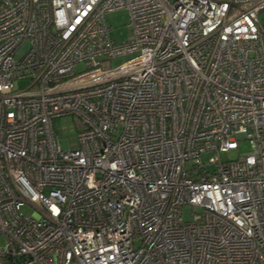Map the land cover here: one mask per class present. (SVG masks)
<instances>
[{
    "label": "built area",
    "instance_id": "built-area-1",
    "mask_svg": "<svg viewBox=\"0 0 264 264\" xmlns=\"http://www.w3.org/2000/svg\"><path fill=\"white\" fill-rule=\"evenodd\" d=\"M119 9L122 44L105 19ZM261 11L0 0V264H264Z\"/></svg>",
    "mask_w": 264,
    "mask_h": 264
},
{
    "label": "rangeland",
    "instance_id": "rangeland-1",
    "mask_svg": "<svg viewBox=\"0 0 264 264\" xmlns=\"http://www.w3.org/2000/svg\"><path fill=\"white\" fill-rule=\"evenodd\" d=\"M107 25L111 28L110 37L116 44L124 43L131 34V29L128 26L129 18L128 12L125 9H119L116 11L109 12L105 15ZM259 19L264 23V11L259 14ZM129 56H119L111 60L110 66L114 67L124 62ZM27 83L23 80L17 81L15 87H23ZM52 129L56 136V139L60 143L64 150L74 149L78 146V128L76 125V118L73 116H63L53 119ZM249 151V144L246 140L239 142L238 150H230L224 153L221 158L223 160L235 159L238 154L246 153ZM182 218L189 220L191 213L188 208H184L182 212ZM1 243V240H0Z\"/></svg>",
    "mask_w": 264,
    "mask_h": 264
},
{
    "label": "water",
    "instance_id": "water-1",
    "mask_svg": "<svg viewBox=\"0 0 264 264\" xmlns=\"http://www.w3.org/2000/svg\"><path fill=\"white\" fill-rule=\"evenodd\" d=\"M4 264H8V263H4Z\"/></svg>",
    "mask_w": 264,
    "mask_h": 264
}]
</instances>
